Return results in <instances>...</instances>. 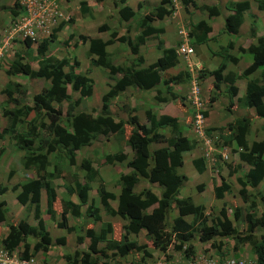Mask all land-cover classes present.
I'll return each instance as SVG.
<instances>
[{
  "label": "trees",
  "instance_id": "16d2710c",
  "mask_svg": "<svg viewBox=\"0 0 264 264\" xmlns=\"http://www.w3.org/2000/svg\"><path fill=\"white\" fill-rule=\"evenodd\" d=\"M189 1L183 0L184 3ZM112 3L122 20L135 19V11L127 0H112ZM78 5L80 12L91 14L92 9L90 10L86 0H79ZM14 6L20 8L17 4ZM257 6L259 9H264V0L259 1ZM229 7L231 13L225 18L224 31L229 36L228 45L230 46L234 44L232 40L237 38L236 34L243 23L244 13L250 9V2L247 0L231 1ZM18 8L8 10L16 15L22 9ZM205 10L209 16L219 14L218 6L207 7ZM173 11L171 0H161L160 4L145 9L142 15H138L135 20L139 30L135 31L132 37L128 35L132 33L130 25L125 27L123 34L119 35L118 30L112 31L106 40L97 36L80 35L83 42L89 41L90 63L93 66L107 68L113 81L107 91L101 95V110L98 113L77 110L79 101L72 99L68 91L69 88L71 91H78L85 98L93 94L92 78L80 70L74 71L78 64L76 58L69 61L65 56L58 57L54 51H48L49 44L56 38L55 32L67 22L59 23L52 30L50 38H45L38 43L37 68H33L31 61L22 54L17 52L14 54L15 57L6 70L7 74L44 78L49 83L39 92L32 94L33 104L31 106L21 104L15 99L14 108H4L2 111L4 115L9 116L7 117L9 124L2 129V132L9 134L20 150H24L22 166L31 171V174H35L10 186L11 191L16 192V199L20 204H29L33 207L35 223L30 224L27 220L20 219L16 225H10L9 233L3 241L7 249L14 250L22 244L23 252L20 256L29 258L37 252H47L53 244L60 246L66 244L65 236H58L52 240L47 230L41 213V192L44 191L46 194L45 211L53 216L54 220L58 214L60 215L61 220L55 222L57 229L65 228L67 232L77 231L76 241L84 245L83 248L75 247L68 251L64 256V264H121V259H125L133 252L140 254L139 262H141L150 255V248L128 237L141 230L146 231L153 248L164 252L173 243L175 249L181 251L186 257L192 256L195 252L191 242L195 232H198V240L202 243L212 240L211 246L218 252H223V245H221L223 238L233 240L235 253L239 251L241 244L247 242L255 255L256 264H264V212L261 216H256V201L249 200L246 196V187L254 188L264 181V137L259 141L251 142L247 139L252 124L251 117L236 116L225 127H220L218 130L214 127L206 129L207 134H211L213 130L217 131L219 137L216 142L218 143L221 139L222 143L230 146L234 152L241 147L239 157L241 161L250 165L246 172H240L239 165L236 167L240 172L237 177L241 185L239 193L246 202L249 201L243 218L246 222L245 230L240 231L234 223L236 221L239 224L242 218L239 210L235 209L232 214L234 222L228 217L227 209L223 208L217 217L211 216L209 224L208 217L205 215V207L202 204H195L189 196L179 197L180 189L188 177L178 172V168L184 162L183 154L190 151L195 143L185 133L188 131V125L191 124L186 118L188 110H185L186 106L182 102L185 98L175 92L174 86L188 82L191 74L184 70L171 73L179 64L175 48L165 46V42L158 38L163 28L152 24L153 21L161 20ZM253 23L250 34H256V27ZM99 30L104 31L106 28L102 25ZM209 31L211 27L207 22L200 20L195 24L194 31H190L189 34L199 38L200 34L203 35ZM151 39H158L156 47L159 53L156 59L146 66H140L142 62L140 55H138L137 63L125 66L113 64L106 50V47L113 41H119L125 44L131 53L139 54V47ZM256 42L257 44H250L247 47L239 46L238 49L240 52H247L252 58V63L244 70V74L259 70L260 76L263 77L264 35L258 36ZM26 45L29 47L31 41H26ZM229 58L236 61L233 56ZM224 68L225 63L222 62L216 69L210 71L214 76V82L211 84L216 91H219L220 84L224 81L228 82L227 93L230 97H234L238 91V88L234 86L235 76L231 73L223 75ZM204 71L199 70L200 78L205 75ZM19 87L18 82L10 81L3 91L8 97H11L13 90H17L23 96L24 91ZM128 87L141 91H153L154 100L158 104L157 113L150 107L146 108L144 118L140 120L135 115L136 107L124 103L122 108L126 118L115 119L110 112V104L124 95ZM216 99V95H211L207 100L203 99V104L213 103ZM53 101L58 105L63 101H68L66 116L63 115L59 106L52 105ZM228 101L227 109L231 112V98ZM243 103L245 107L254 110L257 118L263 120L264 135V81L259 83V79L256 78L247 81ZM29 113L41 115L42 120L37 122V118H32L27 122L26 129L21 132L17 131L16 122L21 121L19 118H25ZM203 114L208 115L206 110ZM43 118H47L49 122L46 123ZM126 126H129V129ZM166 127L172 128L173 131L169 137L161 132ZM98 134H111L115 138L126 140L132 152L131 158L126 162V167L132 173L125 175L124 180L120 181L119 192L115 194L108 191L103 185H99L97 189L101 208L110 216H118L126 220L125 224L121 225V234L117 236L114 234V224L101 220L100 206L96 205L93 198L86 208V214L82 217L81 207L88 202L90 183L98 173V170L92 166L91 160L81 159L79 168L85 172L82 178L70 174L72 179H68L59 165L53 166L51 171L47 168L50 164L48 155L52 151L55 152L53 156L63 155L67 157L70 165H75L77 152L83 146L90 144ZM163 141L167 143L165 146L151 147L152 143ZM126 157V152L104 155V159L109 163H114L115 160L126 161ZM192 163L198 172H201L205 165L203 157L194 158ZM22 173L25 174V171ZM57 177L69 183L64 186L67 198L58 195L56 188L52 185V180ZM7 179L9 180V176ZM140 180L157 183L160 186L159 194L150 188L135 192L134 187ZM8 189L7 184L0 185V193ZM228 190L229 186L226 182L216 184L215 197L222 198ZM72 194L77 195L79 202H73L68 198ZM261 195L264 201V194ZM111 201H116V204L112 205ZM55 202H59L58 210L54 206ZM171 209H177V215L173 217L172 223L168 224V213ZM6 211L7 209L0 205V221L4 220ZM188 215H191L190 221L184 218ZM70 216L83 218L82 226L71 225ZM97 221L101 222L98 231L95 229ZM257 228H261L260 233L255 232ZM85 238H89V244L85 243ZM216 238H219L218 242ZM100 242L105 243L99 247ZM43 264L47 262L43 261Z\"/></svg>",
  "mask_w": 264,
  "mask_h": 264
},
{
  "label": "rangeland",
  "instance_id": "374dc122",
  "mask_svg": "<svg viewBox=\"0 0 264 264\" xmlns=\"http://www.w3.org/2000/svg\"><path fill=\"white\" fill-rule=\"evenodd\" d=\"M54 1V5L57 6L60 10L63 11L64 15L68 17V20L64 21L67 22L63 28H65L66 25L72 24L74 26V29L71 30L74 33V36L71 35V37H65V34H70V30L66 31L67 33L60 34L55 32V36L60 38V41H57L55 38V42L50 44V47L54 48L53 51L58 57H67L69 61H73V58H76L75 60L78 61V64L75 66L74 71H82L85 73H90L92 70L97 71V73L94 75L93 83L96 82L93 85V94L89 98H85L80 95L78 91H71L69 88L68 91L71 94L72 99H77L79 101L77 110L82 111H92L95 113L100 112L101 110V95L105 92V89L108 87L107 83L111 82L112 80L109 79L107 82L104 80L106 79L107 75H109V71H104V69H99L97 66H93L90 61V55H88V51L85 52V44L80 39V35H86V36H105L106 38L110 37V33L114 30H118L119 33L124 32V28L121 27L122 23L127 22V24L133 23L134 26L132 27V35L135 31L139 30L136 26V18L138 15H142L143 11L145 9H149L152 6H156L160 4L161 0H135V4H138L135 6V4H131L133 7V10L135 11V19L131 18L129 20H122L118 14V10L116 7L113 6L112 0H89L91 5L96 6V10L92 9L91 14L84 15L81 19L80 16L74 15V13L79 9V5H76V0H52ZM87 1V0H86ZM102 2V4L100 2ZM221 2H224V0H220ZM251 1V8L249 9L247 15L248 19L245 20V24L243 26L242 32L248 31L251 23L255 22L257 25V32L260 35H264V9H259L258 4L261 0H250ZM172 4H174V12L171 13L169 16L164 17L162 20H156L153 21L152 24L162 27L163 32H161L158 35V38L162 39L165 43V46H173L177 47L178 41L180 39L178 35V29L180 27H183L184 30L191 31L193 30V23H196L197 21L204 19L209 23H213L217 18L220 19V21L214 22V28L215 33L211 35V39L208 40H201V38H190L189 43L193 46H195L198 50V53L192 54L191 61L193 63H200L202 65L205 64V75L201 77L200 81L202 82V97L207 100L210 98L211 95H216L217 99L215 100V103H205V110L207 111V118L205 120V129L208 128H218L225 127L226 124H228L230 121L234 119L236 116H243L247 115L251 117L252 124L250 129V134L248 135L249 141L260 140L263 137V130L262 125L263 121L260 120V118H257L255 115L254 110L251 108L245 107V104L243 103V97H244V90H245V84L242 79H239L238 81V95L236 94L235 97H230L226 92L224 91H216L211 84L213 82V77L210 76L211 69L216 68L218 63L223 59H226L225 53L226 51H230L227 48L228 39L223 34V31L221 30V21L222 24L224 23V15L223 13L219 16L211 17L208 15L207 11L205 10L208 3H211V0H190L188 3H184L183 0H171ZM14 0H0V184L6 182L8 185V190H6L4 193L0 195V205L2 208H7V211L5 212V218L3 221H0V249L3 246L4 237L7 236L10 230V225H16L17 222L20 219L27 220L30 224L35 223L34 217H33V207L29 204H20L16 200V192H12L10 189V186H12L13 183L21 182L22 180L32 177L35 174L32 173L29 170H26L22 166V158L24 155V150H20V147L16 145L15 140L10 137L9 134H6L2 132V129L6 126H8V118L9 116L4 115L2 111L4 108H14L16 106V103L14 100L18 101L21 104H26L27 106H31L32 103V94L37 93L40 91V89L47 85V81L41 78H31L26 75H17V76H10L6 73V70L14 58V54L17 52L19 54H22L25 56L28 60L31 61L32 66L36 68L37 61L36 57H38V53L36 51V45L34 44L33 47H27L25 44L26 42H23L21 38H19L12 29H10L11 23L14 19V17L11 14V11L8 10L9 8L13 7ZM88 3V1H87ZM129 4V3H128ZM90 6V5H89ZM97 6L100 8L98 9ZM67 7V8H65ZM185 8V9H184ZM256 10V11H255ZM186 11V12H185ZM190 11H192L190 13ZM253 12V13H252ZM255 12V13H254ZM76 21V25H74V22ZM70 20L72 22H70ZM218 22V24H216ZM216 24V25H215ZM105 26L106 30L100 31V26ZM218 31V32H217ZM258 34V35H259ZM95 36V37H96ZM248 37V36H247ZM247 37H241L239 40L245 38L244 41H246ZM241 40V41H243ZM158 39H151L147 41L146 49L147 51H152V58L150 59L153 61L158 53L159 49L156 47ZM55 44V45H54ZM56 47V48H55ZM113 48V56L114 58L111 59V62L113 64H122L125 63L126 59L123 58V55H127V48L124 46V44L114 41L112 47ZM227 49V50H225ZM218 53L220 55V59H218V62L215 61V63L212 64V56ZM118 54V55H117ZM125 55V56H126ZM116 56V57H115ZM120 56V58H118ZM121 61L123 62H120ZM205 60V61H203ZM150 61V62H151ZM180 65L175 68L172 72H179L180 70L188 71L187 69L189 67L186 66V64L182 63L181 61ZM187 68V69H185ZM230 69L239 72L240 66L236 65L234 67L230 64ZM239 69V70H238ZM170 74V71L168 72V75ZM252 77H257L260 82L264 81V78H260L258 75V72L254 73ZM104 80V81H103ZM10 81L18 82L20 85L19 89L24 91V95L22 96L20 92L17 90H13L11 97H8L6 93H4L3 89L9 84ZM227 84L223 83L221 85V89L227 90ZM175 92L179 96H183L184 94H187L189 90V86L186 83L179 84L178 86H174ZM153 93V91H149ZM232 98V104L230 106L231 112L227 109L228 100ZM144 99L147 101L148 97L147 95H144L143 93L136 92V89H129L126 90L124 95H121L119 99L116 101L111 102L110 104V112L113 114L115 119L119 118H126V114L122 108V104L126 103L128 105H135L136 112L135 115L138 116L140 120H143L144 118V110L147 108V104L144 101ZM183 104L186 106L185 110L187 111V120L190 122V114H191V106L189 104H186L185 100L182 101ZM52 105L54 107H60L62 110V113L64 116L67 115V105L68 101H63L58 105L56 102H52ZM156 107L157 104H155ZM194 109V108H193ZM177 111L176 109L174 110ZM36 119L37 122H39L41 119V115L37 116L35 113H29L28 116L20 117L19 120L16 122V129L17 131L21 132L26 127H28L27 122L30 119ZM43 120L48 123L49 120L47 118H43ZM193 120V119H192ZM183 123V122H182ZM225 125V126H224ZM189 126V125H188ZM129 126H126L128 128ZM129 129V128H128ZM127 129V130H128ZM161 132L166 136L169 137L172 135L173 131L172 128L166 127L161 130ZM187 133L188 137L193 139L194 141V147L191 151H188V153L184 156V162L182 166L179 167L178 172L186 174L188 176V180L185 181L184 185L181 187L179 192V197H191L192 200L196 204H204L206 205V212L208 213V222L209 219L212 217H217L218 213L220 212L221 208H226L228 210V216L231 217V220H233V216L230 212L232 210H239L241 215L240 223H236L239 230H245L246 228V222L243 221L245 212V204L243 203V199L239 194L240 186L237 182V176L240 175V172H246L249 167L246 165H240L239 171L238 168H236L238 161L237 156L238 154L233 152L231 149H227L228 153L230 150V162L232 164L227 165H220L219 171L213 170L210 168V165L207 166L204 165V168L201 172H198L197 169L194 167L192 163V159L195 157H201L204 148H203V142L201 141L200 137L196 134V136L188 131H185ZM212 134H218L217 131H212ZM163 144L161 143H152L151 147L155 148L157 146H160ZM35 147V146H33ZM226 151V152H227ZM125 153L126 152V161L121 160H115L114 163H109L104 159V155L108 153ZM225 152V153H226ZM55 153L52 151L48 156L50 160V164L48 165V169L51 171L53 170V166L59 165V168L62 169V172L65 176H67L68 179H72V176H76L77 178H82L84 175V171L79 168V164L81 162V159L87 158L91 160L92 166L98 170V173L94 177L91 184V190L88 194V202L81 207L83 216L86 214V208L91 203V199L93 198L96 205L100 206V216L102 221H110L114 224V234L117 236L118 234H121L122 227L121 225L125 224L126 220L121 219L118 216H110L108 215L102 208L101 204L99 203V198L97 195V189L99 185H103V187L111 191L115 194L119 192L120 189V181L124 180L125 175L131 174L132 172L129 171V169L126 167V162L131 158L132 152L130 151L129 145L126 140L114 137L111 134L103 135L98 134L93 141L83 146L76 154V163L75 165H70L68 163L67 157H64L63 155H52ZM228 165H231L230 168ZM249 166V165H248ZM235 168V169H234ZM25 171V174L22 172ZM9 172L11 174L9 175ZM239 172V173H238ZM71 174V175H70ZM9 176V180L7 177ZM221 182H226L229 186V190L224 193L223 198H216L214 194V187L216 184H221ZM68 183V181L63 180L60 177L54 178L52 180V185L56 188L58 195L61 197L67 198V192L64 186ZM4 183V185H6ZM69 184V183H68ZM150 188L153 192L159 194L160 187L156 183H148L145 180H140L136 183L134 187V191L138 192L141 189ZM264 194V181H262L261 184H259L257 187L249 188L247 187V193L246 196L249 198V200H255L256 201V209L255 214L256 216H261L264 212V201L261 197ZM68 198L72 200H75L76 202H79L78 197L76 194L70 195ZM72 200V201H73ZM249 202V201H247ZM112 205L116 204V201H111ZM54 206L56 210L59 209L60 205L59 202H55ZM46 194L44 191L41 192V213L45 220L46 227L48 232L51 235V239L54 240V238L58 236H65L67 239V242L65 245H51V247L48 249L47 252H37L32 258H34L33 262H36V264H43V261H46L47 264H64V256L67 254L68 251L72 250L75 247L83 248V244H78L76 241V233L74 232H67L65 228L57 229L56 227V221H60V215L58 214L56 216V219L54 220L53 216L48 214L46 211ZM175 209H171L168 213V224H171L173 217L177 214V212L174 211ZM86 219V216H85ZM84 219L78 218V217H69V223L71 225L75 226H82ZM101 224L100 221H97L95 223V227H97V231L99 230V225ZM57 231V232H56ZM261 228L256 229V233H260ZM60 233H64L61 235ZM198 232L194 235V238L191 242H194V248L196 252H206L207 249L208 252L216 255L217 252H215L213 246L211 245V241H208L206 243H201L198 240ZM130 240H133L137 242L138 244H146L148 248H150L151 251L155 252L158 250L154 249L151 240L149 236L146 234L145 230H141L137 234H130L128 236ZM216 241H219V238H216ZM85 243L89 244V238H85ZM105 242H100L99 247L103 246ZM222 243L225 244L224 246V255H232L233 252V240L228 238H223ZM226 249L228 250V253H226ZM19 250V251H18ZM18 250L15 249V252H13V255H19L22 253L23 246H20ZM174 250V249H173ZM18 251V252H17ZM175 251V250H174ZM204 251V252H203ZM176 252V251H175ZM239 254L242 255V257L248 258V259H254L255 256L251 250V246L245 242L241 244L239 251H237ZM156 254V253H154ZM21 257V256H20ZM140 258V254L138 252H133L128 254L125 259H121V264H138ZM112 263V261H111Z\"/></svg>",
  "mask_w": 264,
  "mask_h": 264
},
{
  "label": "clouds",
  "instance_id": "9594fccd",
  "mask_svg": "<svg viewBox=\"0 0 264 264\" xmlns=\"http://www.w3.org/2000/svg\"><path fill=\"white\" fill-rule=\"evenodd\" d=\"M217 2L215 3V4H212V5H208L207 7H211V6H218V8H219V14L218 15H213V16H211V17H217V16H219L220 14H222L223 13V15H224V18H226V16L229 14V13H231V10H230V7H229V3L232 1H244V0H224V2H221L220 0H216ZM247 1H249L250 2V8H251V1L250 0H247ZM14 3L15 4H17L16 3V1L14 0ZM13 3V7L12 8H18V7H16V6H14L15 4ZM187 3V2H186ZM18 6H19V4H17ZM173 6H174V4H173ZM20 7V6H19ZM175 8V7H174ZM18 9H21V7L20 8H18ZM62 11V10H61ZM248 11H249V9L247 10V11H245V13H244V20H243V26H244V24H245V20L246 19H248V15H247V13H248ZM23 12V10L21 9V11L18 13V14H13V12H11V14H12V16L14 17V19H13V21H12V23H11V26H10V29H12V26H13V24H14V22H15V20H16V18H17V16H19L21 13ZM63 12V11H62ZM174 12V11H173ZM172 12V13H173ZM208 13V12H207ZM170 15V14H169ZM169 15H167V16H169ZM247 15V16H246ZM246 16V17H245ZM166 17V16H165ZM66 20H68V18L67 19H65V20H61L59 23H61L62 21H66ZM162 20V19H161ZM201 20H204V19H201ZM156 21V20H155ZM200 21V20H199ZM204 21H206V20H204ZM224 21H225V19H224ZM198 22V21H197ZM196 22V23H197ZM207 22V21H206ZM59 23L57 24V25H55L53 28H52V30H54V28H56L58 25H59ZM196 23H193V27H192V29L193 30H191V32L192 31H194V26H195V24ZM207 24L209 25V22H207ZM242 24L240 25V27H239V32H238V34H236L237 35V38H235V39H233L232 40V42H234V44L233 45H228L227 44V48L230 50V51H226V53H225V57H226V59H223L222 60V57H221V60H220V62L218 63V65H217V67L223 62V63H225V68H224V70H223V72L225 71V74H223V75H226L227 73H231V74H233L234 76H235V81H234V86L235 87H237L238 88V91H239V87H238V82H242V81H244V84H245V90H246V83H247V81L248 80H250V79H252V78H256L257 79V77H252V75L254 74V73H256V72H258V75H259V77L261 78L262 76H260V74H259V70H257V71H254V72H252V73H249V74H244V70L252 63V58H250V55L247 53V52H240L239 51V49H238V47L239 46H243V47H247V46H249L250 44H257V42H256V38L258 37V36H261L258 32H257V25L255 24V22L253 23L254 25H255V27H256V29H255V33L256 34H250V28H251V26H252V23H251V25H250V27H249V29H248V31L246 32V35H245V32H241V30H240V28H241V26H242ZM131 27H132V25H134L133 23H130L129 24ZM155 25V24H154ZM213 25V24H212ZM221 30L220 31H223V34L227 37V41L229 42V36L227 35V33L224 31V23L222 24V21H221ZM210 27H211V31H209V32H207V33H205V34H200V38H201V40H208V39H211V35H213L215 32V28H214V25H213V27L211 26V25H209ZM242 26V27H243ZM132 29V28H131ZM242 29V28H241ZM52 30H50L48 33H46L45 34V32H42V33H40V35L39 36H37V37H35V38H29V37H24V38H22V37H20L18 34H16L19 38H21L22 40H23V42H26V41H28V40H30L31 41V45L30 46H32V45H36V47H38V43L41 41V40H43V39H45V38H50V36H51V33H52ZM183 31V33H180V31ZM13 31V30H12ZM189 32H190V30L189 31H185L184 30V28L183 27H180L179 29H178V35H179V37H180V39H179V43H178V45H177V47H174L175 48V52H176V55H177V59H178V61H181L182 63H184V64H186V66L187 67H189L188 69L187 68H185V69H187L189 72H190V74H191V76H190V79L188 80V82H187V84H188V86H189V90H188V92H187V94H184L182 97H184L185 99V102H186V104H189L190 106H191V114H190V118L192 117V119H190V125H189V128H188V131L190 132V133H192V134H194L195 136H196V131H195V127H194V121H195V115L197 114V113H200L201 114V116H202V118H203V127H204V132H205V134L207 135V136H211L212 135V132H211V134H207L206 133V129H205V120H206V118H207V116H204V114H203V111L205 110V106H204V104H203V97H202V82L200 81V77H199V75H198V72H199V70H205V64L204 65H202L201 64V62L200 63H193L192 61H191V55L192 54H196V52L198 53V50H197V48L193 45H191L190 43H189V40H190V38L192 37V38H195L196 36L194 35V36H191L190 34H189ZM218 32V31H217ZM124 32H122V33H119V35L120 34H123ZM259 34V35H258ZM128 35H129V33H128ZM130 36V35H129ZM133 36V35H132ZM131 36V37H132ZM247 37L246 38V41H244L245 40V38H244V40L243 39H241V40H243V41H241V40H239V38H241V37ZM108 39V38H107ZM241 41V42H240ZM117 42H119V41H117ZM238 42H240V43H242V44H240V43H238ZM113 43H114V41H113ZM112 43V44H113ZM147 43V42H146ZM238 44H240V45H238ZM26 45V44H25ZM181 45H186V46H188V47H190L191 49H192V52L190 53V54H188V55H186V56H184V55H181V54H179L178 53V48H180V46ZM238 45V46H237ZM27 46V45H26ZM29 46V47H30ZM49 46H50V44H49ZM124 46L127 48V55L124 57L125 59H126V61H125V63H122V64H116V65H126V64H128V65H131L132 63H137L138 62V55H140V52H139V54H135V53H131L130 52V50L128 49V47L124 44ZM141 46H143L145 49H146V45L144 44V45H141ZM140 46V47H141ZM28 47V46H27ZM140 47H139V50H140ZM37 49V48H36ZM225 50H227V49H225ZM48 51H53V49L52 50H49V47H48ZM215 55H217L218 57H219V59H220V55L218 54V53H215ZM130 56H133V58L131 59L130 58ZM141 56V55H140ZM229 56H233V57H235L236 58V61H233V60H231L230 58H229ZM14 57H15V55H14ZM142 57V56H141ZM37 58L38 57H36V60H37ZM14 59V58H13ZM12 59V60H13ZM137 59V60H136ZM156 59V58H155ZM154 59V60H155ZM136 60V61H135ZM30 61V60H29ZM203 61H205V60H203ZM12 62V61H11ZM10 62V63H11ZM152 62V61H151ZM151 62H149V63H151ZM233 65L234 67H236V65H239L240 66V71L239 72H237V71H234V70H232V69H228L227 68V65ZM148 65V64H147ZM180 65V62H179V64H178V66ZM140 66H144L143 64H142V62H141V64H140ZM146 66V65H145ZM33 67V66H32ZM37 67H38V62H37ZM36 67V68H37ZM216 67V68H217ZM216 68H213V69H211V70H214V69H216ZM107 71H108V69L107 68H105ZM239 70V69H238ZM9 75V74H8ZM10 76H12V75H10ZM110 76V75H109ZM210 76H212L213 77V82H214V76L211 74ZM29 77V76H28ZM32 78V77H31ZM33 78H36V77H33ZM264 78V76L262 77V79ZM41 79H44V78H41ZM111 79V78H110ZM239 79H242V81H238ZM45 80V79H44ZM47 81V80H46ZM192 81H195L196 83H197V85L199 86V88H200V97H201V108L199 109V111H197L192 105H191V103H190V101L188 100V98H187V96H188V94H189V92H190V88H191V85H192ZM47 83H49L48 81H47ZM223 83H226L227 84V88H228V82H222L221 84H220V90H219V92L222 90L221 89V85L223 84ZM259 83H261L260 81H259ZM48 85V84H47ZM46 85V86H47ZM44 87H45V85H44ZM136 89V92H138V93H143L144 95H147V97H148V100L146 101L145 99H144V101L146 102V104H147V108H152V106H151V104L150 103H153L154 102V104H157V102L154 100V93H151V92H149V90L148 91H141V90H139V89H137V88H134V87H128L126 90H129V89ZM245 90H244V94H245ZM223 91L224 92H226L227 93V90L226 89H223ZM238 91H237V95H238ZM39 92V91H38ZM125 93V92H124ZM228 94V93H227ZM236 96V95H235ZM234 96V97H235ZM232 99V98H231ZM132 106H135V105H132ZM157 106H158V104H157ZM203 106V107H202ZM194 108V109H193ZM153 110V109H152ZM155 113H157V107L154 105V110H153ZM261 119V118H260ZM263 121V120H262ZM225 126V125H224ZM213 131H215V130H213ZM199 137H200V139H201V141L203 142V139L201 138V136L199 135V134H197ZM218 135V134H217ZM263 137H264V135H263ZM262 137V138H263ZM261 140V139H260ZM253 141V140H252ZM256 141H259V140H256ZM249 142H251V141H249ZM158 143H161V142H158ZM167 143H166V141H163V144H161L160 146H165ZM157 147H159V146H157ZM216 147L218 148V151H214V152H212L211 154H212V156L213 157H215V161H211L210 159H208L205 155H204V151H203V153H202V155H201V157H203V159H204V164L206 165L207 164V166L208 165H210V168H212L213 170H216L217 172H218V170H219V166L220 165H227V164H232L231 162H230V159H229V157H230V150H231V148H230V146H228V145H224L223 143H222V140L220 139L219 141H218V143L216 142ZM154 148V147H153ZM203 148H204V145H203ZM230 149L229 150V153H228V151H227V149ZM193 149V148H192ZM191 149V150H192ZM190 150V151H191ZM223 151H227L225 154L227 155V157L226 158H223L222 157V155H221V153L223 152ZM242 151V148L241 147H238V150H237V152H235V153H237L238 154V156H237V161H238V164H237V166L236 167H238V165H239V167H240V165H247V167H249L250 168V165L248 166V164L246 163V162H243V161H241V159H240V157H239V152H241ZM234 152V151H233ZM188 152H186V153H184L183 154V161H184V156L187 154ZM195 158H197V157H195ZM194 159V158H193ZM192 159V160H193ZM182 166V165H181ZM228 167L230 168V166L228 165ZM179 169V168H178ZM245 172V171H244ZM186 175V174H185ZM187 176V175H186ZM188 177V176H187ZM238 177V176H237ZM237 182H238V184H239V186H240V189H241V185H240V183H239V181H238V179H237ZM5 184H6V182H4ZM4 183H1L0 185H3L4 186ZM152 184V183H151ZM157 184V183H156ZM158 185V184H157ZM259 185V184H258ZM8 186V185H7ZM159 186V185H158ZM160 187V186H159ZM257 187V186H256ZM247 188V187H246ZM239 189V190H240ZM12 192H14V191H12ZM2 193H0V195H1ZM240 194V193H239ZM16 195V194H15ZM241 196V195H240ZM16 197V196H15ZM186 197H188V196H186ZM224 197V196H223ZM222 197V198H223ZM242 197V196H241ZM243 199V198H242ZM17 200V199H16ZM194 201V200H193ZM243 201H245L244 199H243ZM195 203V202H194ZM196 204V203H195ZM248 202H246V206H245V208H244V212H246V210H247V206H248ZM204 206V205H203ZM7 209V208H6ZM221 209H223V208H221ZM175 210H177V209H175ZM231 210V212H230V215H231V213H233L234 212V210H232V209H230ZM227 211V214H228V210H226ZM177 215V214H176ZM205 215L208 217V213L206 212V207H205ZM245 216V215H244ZM229 217V216H228ZM186 218V217H185ZM190 219H191V217H190ZM190 219H188L187 221H190ZM211 219L212 218H210L209 219V221L210 222H208L209 224L211 223ZM230 219H231V217H230ZM89 221L90 222H92L91 221V218H89ZM100 226V225H99ZM98 226V227H99ZM96 229V228H95ZM196 234V232L194 233V235ZM148 235V234H147ZM194 235H193V238H194ZM150 238V237H149ZM130 239V238H129ZM198 239H199V236H198ZM211 241V243H212V240H210ZM202 243V242H201ZM192 244H193V246H194V242H192ZM221 245H223V247H222V251L223 252H218L217 250H216V248H214V250H215V252H217V254L216 255H214L215 253L214 252H212V254H210L208 251V249H207V251L206 252H204V253H202V252H196V250H195V252H194V254L192 255V256H195V255H197V254H204V255H206V256H210L211 258H213V259H215L216 261H218V262H222V261H224V259L225 258H233V259H245L246 261H248L250 264H256V260H255V258L253 259H248V258H245V257H242V255L241 254H239L238 252L237 253H235V252H233L232 253V255H224V253H225V251H224V246H225V244H221ZM20 246H23L22 244H20L17 248H15L16 250H18V248L20 247ZM211 246V245H210ZM15 249L14 250H9V249H7L5 246H4V244H3V246L1 247V249L0 250H7L8 251V253H9V255L10 256H14V257H16V258H18L19 260H25L26 261V264H36V262H33V260H34V258H32L31 256L29 257V258H23V257H20L18 254L17 255H13V252H15ZM155 249V248H154ZM176 251H174V250ZM195 249V248H194ZM156 250H158V249H156ZM19 251V250H18ZM17 251V252H18ZM22 252H23V250H22ZM154 253H156V254H154ZM214 253V254H213ZM226 253H228V250L226 249ZM160 255H163V256H166L167 258H173L174 256H180L182 259H188V258H190V257H192V256H190V257H186V256H184V254L181 252V251H179V250H176L175 249V246H174V244L173 243H171L168 247H167V249H166V251H164V252H162V251H159L158 250V252L157 251H155V252H153V251H150V255L149 256H146V258L143 260V261H141V262H139L138 264H143L147 259H149V258H152V257H155V256H160ZM255 256V255H254Z\"/></svg>",
  "mask_w": 264,
  "mask_h": 264
},
{
  "label": "built area",
  "instance_id": "2783aa9c",
  "mask_svg": "<svg viewBox=\"0 0 264 264\" xmlns=\"http://www.w3.org/2000/svg\"><path fill=\"white\" fill-rule=\"evenodd\" d=\"M17 4L22 8L23 12L17 16L12 30L20 37L35 38L40 33H48L52 28L57 25L61 20H65L68 17L54 5L52 0H15ZM180 33H183L181 30ZM192 52V49L186 45H181L178 48V53L181 55H188ZM191 105L199 111L201 108L200 88L195 81H192L190 92L187 96ZM203 118L200 113L195 115L194 127L197 134L203 139L204 155L212 162L215 161V157L212 156V152L218 151L216 147V140L218 135L212 134L207 136L204 132ZM223 158L227 155L225 151L221 153ZM0 264H26L25 260H19L14 256H10L7 250H0ZM143 264H250L245 259H233L225 258L224 261L218 262L210 256L204 254H197L188 259H182L180 256H174L173 258H167L160 255L147 259Z\"/></svg>",
  "mask_w": 264,
  "mask_h": 264
},
{
  "label": "crops",
  "instance_id": "0c3cea01",
  "mask_svg": "<svg viewBox=\"0 0 264 264\" xmlns=\"http://www.w3.org/2000/svg\"><path fill=\"white\" fill-rule=\"evenodd\" d=\"M88 1V5H90L89 6V8H90V10L91 9H94V10H96V6H93V5H91L90 3V1L89 0H87ZM139 1V0H138ZM142 1V0H141ZM217 1L216 0H211V3H208L209 5H212V4H215ZM127 3H129V5L132 7V5L131 4H135V0H127ZM78 4H79V0H76V5L78 6ZM138 4H135V6H137ZM65 8H67V7H65ZM97 8L99 9L100 8V6L98 7L97 6ZM133 8V7H132ZM185 9V8H184ZM93 11V10H92ZM256 11V10H255ZM186 12V11H185ZM192 11H190V13H191ZM253 13V12H252ZM255 13V12H254ZM87 14H89V13H85V14H83L82 12H80L79 10H77L75 13H74V15H78V16H80V18L82 19L83 18V16L84 15H87ZM247 16V15H246ZM245 16V17H246ZM76 19H75V22H74V25H76L77 23H76ZM215 21H220V19H216ZM214 21V22H215ZM70 22H72L71 20H70ZM214 22L213 23H209V25H211L212 27H213V25H214ZM68 24V23H67ZM213 24V25H212ZM216 24H218V22L216 23ZM215 24V25H216ZM129 24H127V22H125V23H122L121 24V27L122 28H124V27H126V26H128ZM134 25H132V27H133ZM222 26V25H221ZM242 26H243V24H242ZM241 26V28L243 29V27ZM131 27V28H132ZM240 28V30H241V32H242V29ZM74 29V26L72 25V24H70V25H66L65 26V28H61V29H58V31L56 32L57 34L58 33H60V34H64V33H67L66 31H68V30H73ZM70 34H65L66 36L65 37H69L70 35H72V36H74V32L73 31H71V32H69ZM129 35L130 36H132V33L130 32L129 33ZM84 36H86V35H84ZM96 35H94V36H88V37H95ZM60 37V36H59ZM59 37H56V39H57V41H60V38ZM100 38H102L103 40H106L107 38L104 36H99ZM55 42V40L52 42V43H54ZM241 42V41H240ZM240 42H238V43H240ZM243 43V42H242ZM242 43H240V44H242ZM84 44H85V52H87L88 51V47H89V41H86V42H84ZM240 44H238V45H240ZM55 45V44H54ZM112 43L111 44H109L107 47H106V50H107V52L110 54V58L111 59H113L114 58V56H113V48H110V47H112ZM237 45V46H238ZM31 48L33 47V45L32 46H30ZM56 48V47H55ZM52 49H54V48H52V47H50L49 46V50H52ZM139 52H140V55L142 56V64L145 66V65H147V64H149V62L151 61L150 59L152 58V51H147V49H145L143 46H141L140 47V50H139ZM118 55V54H117ZM125 55H126V50H125ZM125 55H123V58L125 57ZM116 57V56H115ZM118 58H120V56H118ZM130 58L132 59L133 58V56H130ZM90 59V58H89ZM218 59H219V57L217 56V55H213L212 56V64L213 63H215V61L216 62H218ZM137 60V59H136ZM135 60V61H136ZM90 62V61H89ZM120 62H123V61H121V59H120ZM37 67V66H36ZM33 68H35V67H33ZM99 69H104V71L106 72L107 70L105 69V68H102V67H98ZM227 68L228 69H230V65H227ZM227 70V69H226ZM225 70V71H226ZM225 71L223 72V74H225ZM97 73V71H95V70H92L90 73H87V75L90 77V78H92L93 80H94V75ZM39 79V78H38ZM110 79V76L109 75H107V77H106V79H104L106 82H107V80H109ZM103 80V81H104ZM96 82H94V84H95ZM113 83V81H111V82H108L107 83V86L109 87V85L110 84H112ZM93 84V85H94ZM42 86H44L43 84H42ZM108 87L105 89V92L107 91V89H108ZM213 103H215V101L213 102ZM151 104V106H152V109L154 110V102L153 103H150ZM251 109V108H250ZM261 121H262V119H260ZM188 128H189V126L187 127V130H188ZM189 132V131H188ZM249 134H250V132H249ZM248 134V135H249ZM247 139H248V136H247ZM249 140V139H248ZM253 140H255V139H253ZM247 166V165H246ZM262 183V181L259 183V184H261ZM246 190H247V188H246ZM72 200H73V198H72ZM73 202H76L75 200H73ZM243 203L245 204V206H246V201H243ZM202 204V203H201ZM202 205H204V204H202ZM256 206V205H255ZM204 207H207L206 205H204ZM175 212H177V210H174ZM176 216V215H175ZM174 216V217H175ZM186 217V218H185ZM184 218L186 219V220H188V219H190V217H191V215H188V216H185ZM171 221H172V219H171ZM96 228V230H97V227H95ZM61 229V228H60ZM63 230L61 229V232H62ZM57 232V231H56ZM61 235H63L64 233H60Z\"/></svg>",
  "mask_w": 264,
  "mask_h": 264
}]
</instances>
